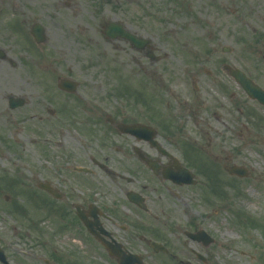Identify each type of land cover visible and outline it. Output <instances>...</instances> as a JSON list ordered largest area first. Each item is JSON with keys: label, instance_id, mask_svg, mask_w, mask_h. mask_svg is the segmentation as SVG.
Segmentation results:
<instances>
[{"label": "rangeland", "instance_id": "1", "mask_svg": "<svg viewBox=\"0 0 264 264\" xmlns=\"http://www.w3.org/2000/svg\"><path fill=\"white\" fill-rule=\"evenodd\" d=\"M72 15L77 17L68 29ZM15 19L21 28L22 22L29 26L42 24L48 37L41 69L33 66L36 75L33 72L30 76L36 90L52 82L54 75H65L63 69L72 68L69 75L78 76L82 83L83 109L120 107L126 103V87L133 94L144 88L138 67L145 59L127 41L111 40L103 34L108 21L122 22L152 41L160 59H148L146 66L150 75L156 71L162 79L156 82L152 79L155 76L149 75L148 82H159L158 90L150 85L149 89L159 93L164 102L169 92L194 94L195 80L203 93L208 71H220L224 62L236 64L264 88V0H0L1 33H12ZM53 46L63 49L56 53ZM223 47L232 51L224 53ZM35 98L33 112L21 110L25 113L20 115L21 126L46 116L44 96ZM135 102L131 100V104ZM83 117V123L91 127V116ZM183 142L196 145L188 159ZM178 143L179 156L181 153L191 161L197 172L203 163L212 168L210 172L216 173L223 196L209 194L210 175L196 174L198 184L182 188L181 197L173 199L161 216L166 223L160 221L155 226L162 232V239L168 241V250L177 258H185L187 253L194 264L203 263L192 250L207 256V264H264V107L239 86V125L205 133L189 126L178 137ZM19 151L14 176L20 174L22 181L16 186L12 202L20 211L0 209V229L12 237L13 252L20 259L29 254L30 264H59L49 252L66 254L69 241L53 237V217L35 223L34 218L38 220L42 212L32 211L28 195L29 147L21 146ZM40 161L42 158L34 162ZM226 165L244 167L249 174L232 177L224 169ZM192 220V229L206 231L215 238L213 244L205 247L184 235ZM28 247L33 248L30 253ZM141 250L144 254L152 252L149 245ZM80 262L95 264L92 258Z\"/></svg>", "mask_w": 264, "mask_h": 264}, {"label": "flooded vegetation", "instance_id": "2", "mask_svg": "<svg viewBox=\"0 0 264 264\" xmlns=\"http://www.w3.org/2000/svg\"><path fill=\"white\" fill-rule=\"evenodd\" d=\"M13 22L12 33L0 31V209L19 210L12 202L20 178V174L15 178L14 171L20 147H29L32 211L46 214L45 219L34 218L35 223L53 217V237L69 241L66 254L49 252L56 262L84 264L80 261L92 258L95 264H120L132 255L134 264H194L193 257L177 258L170 252L168 241L155 226L160 221L166 223L161 216L168 205L181 197L182 188L196 186V174L201 175L177 152L178 137L184 135L185 128L193 126L205 133L239 125V83L230 75L228 65L238 66L224 62L220 71H208L203 93L196 80L194 94L169 92L164 102L159 93L149 89L150 85L158 90L162 79L156 71L150 75L146 66L149 54L156 56V51L144 47L138 51L145 59L138 67L145 82L135 97L139 101L131 104L133 95L128 93L120 107L83 109L82 83L78 76L69 75L72 68L63 69L65 75H54L52 82L36 90L30 76L34 67L41 69L43 47L48 42L45 28L42 25V41H37L38 22L32 26L22 22V28L18 20ZM53 48L56 53L63 49ZM149 75L159 82H148ZM61 78L75 81L71 91L60 89ZM35 96H44L46 116L21 126L20 115L25 114L21 110L33 112ZM86 114L93 119L91 127L83 123ZM133 126L140 130L128 131ZM187 144L183 142L188 159L193 151L190 147L196 145ZM38 158L42 161L34 162ZM179 166L189 169L197 183H184L186 173L178 182ZM193 222L184 235L196 231ZM154 241L166 251L155 252ZM143 245H149L152 252L144 254ZM13 248L12 237L0 229V264H30L29 254L20 259ZM32 249L28 247L27 253ZM192 252L200 262L208 263L207 256Z\"/></svg>", "mask_w": 264, "mask_h": 264}, {"label": "water", "instance_id": "3", "mask_svg": "<svg viewBox=\"0 0 264 264\" xmlns=\"http://www.w3.org/2000/svg\"><path fill=\"white\" fill-rule=\"evenodd\" d=\"M105 33L107 35H109L110 37H123V38H127L129 39L133 45H135L138 48L143 47L145 44H148L149 41L148 40H140L139 38H137L136 36H134L133 34L129 33L127 30L124 29V27L121 24L118 23H113L110 22L107 24V27L105 29ZM37 37L38 39H42V33L37 32ZM234 75L237 76V78L239 79V83L245 88V90L247 91V93L252 97V98H256L258 99L261 103L264 104V90H262L258 85H256L249 77L246 76V74L244 72H242L241 70L239 71H235L233 72ZM139 128H129L128 131H130L131 133H136L137 131H139ZM230 173H235L237 175L240 176H246L247 175V171L243 168H239V167H231L229 169ZM184 173L183 169H180L178 172V175H182ZM201 235L197 234L195 237H198V239L200 238ZM205 236V235H204ZM205 244H209V240H204ZM134 259H127L125 261V264L130 263L131 261H133Z\"/></svg>", "mask_w": 264, "mask_h": 264}, {"label": "bare ground", "instance_id": "4", "mask_svg": "<svg viewBox=\"0 0 264 264\" xmlns=\"http://www.w3.org/2000/svg\"><path fill=\"white\" fill-rule=\"evenodd\" d=\"M77 15H79V12L77 13ZM77 15L76 16H70L69 18H68V21H67V28L69 29V26H70V28H72L71 27V23H73L75 20H76V17H77ZM230 235H232V233H229ZM187 253H185L184 255H186Z\"/></svg>", "mask_w": 264, "mask_h": 264}]
</instances>
